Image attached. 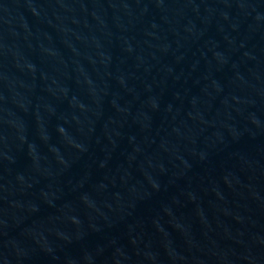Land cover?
<instances>
[{
  "label": "water",
  "instance_id": "obj_1",
  "mask_svg": "<svg viewBox=\"0 0 264 264\" xmlns=\"http://www.w3.org/2000/svg\"><path fill=\"white\" fill-rule=\"evenodd\" d=\"M0 264H264V0H0Z\"/></svg>",
  "mask_w": 264,
  "mask_h": 264
}]
</instances>
